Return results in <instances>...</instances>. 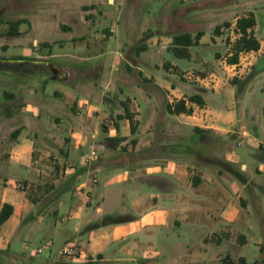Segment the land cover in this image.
<instances>
[{
	"label": "crops",
	"instance_id": "0c3cea01",
	"mask_svg": "<svg viewBox=\"0 0 264 264\" xmlns=\"http://www.w3.org/2000/svg\"><path fill=\"white\" fill-rule=\"evenodd\" d=\"M77 1L82 15L66 14L52 28L74 29L78 40L85 39L93 25L94 7L104 0ZM125 1L106 0L110 4ZM177 1L178 7L161 11L160 20L166 23L161 38L148 36L136 48L114 51L112 64L118 68L124 62L130 72L126 78L117 75L116 85L128 86L130 95L117 96V91L122 93L119 86L105 93L98 90L100 63L54 61L57 55L52 46H61V39L33 37L32 60L19 61L13 71L9 70L14 91L0 103V132L15 133L8 155L0 156V209L4 203L13 207L0 225V258L5 263L183 264L181 256L164 260L166 254H176V248L185 245L180 237L183 229L194 232L199 226H208L214 230L209 237L219 231L222 237L217 238L218 245L228 242L232 230L238 234L237 252L249 240L232 226L240 222L251 227L250 219L255 218L256 228L264 230V141L251 136L235 111L251 81L264 69L240 85L238 94L235 89L230 93L215 89L210 94L202 87L208 85L207 78H200L192 69L197 64L192 51L206 43L205 34L196 32L202 35L197 45L188 48V58L176 57L169 47L174 35L194 36L187 24L188 28L181 27L209 13L211 5L199 7L198 0ZM240 16L235 17L234 25ZM132 19L129 16L126 22ZM104 32L108 36L113 33L111 29ZM84 46L73 52L80 61L106 54L96 44ZM149 46L158 48V54L171 53L172 59L152 61L154 54L134 57L137 49L147 54ZM261 50L260 46L251 57L255 65L264 57L257 58ZM122 53L130 57L125 60ZM140 63L154 73L144 72ZM222 63L233 68L226 57ZM245 66L236 67L234 74H240ZM183 71H187L185 79H181ZM23 79L29 86L23 85ZM52 80L65 85L55 87L51 95L45 91ZM191 95H198L203 104L189 101ZM179 100H184L189 112H172ZM123 102L133 114L132 123L124 117ZM183 118L192 123L183 125ZM245 138L249 139L250 152L244 149L237 155L235 145L240 147ZM44 139L53 141L54 148ZM37 142L43 145L42 150L59 153L63 162L71 165L65 168L69 184L55 185L30 197L18 183L41 186L43 171L32 157ZM90 148L96 149L98 156L86 165L82 158ZM203 200L207 203L204 207L199 205ZM68 215L72 217L65 219ZM252 241L259 246L261 257L248 261L240 252L237 258L243 257L247 264H264L263 243L255 238ZM67 244L77 247L76 258L60 255ZM194 256L196 253L189 254L186 264H192Z\"/></svg>",
	"mask_w": 264,
	"mask_h": 264
},
{
	"label": "rangeland",
	"instance_id": "374dc122",
	"mask_svg": "<svg viewBox=\"0 0 264 264\" xmlns=\"http://www.w3.org/2000/svg\"><path fill=\"white\" fill-rule=\"evenodd\" d=\"M175 1L126 0L122 4H110L104 0L100 4H96L94 7L95 10L93 12L91 11L93 13V25L86 33L85 39L77 40L76 30L74 29L71 31H62L52 28L53 23L62 22L66 14L74 16L82 15L83 10H81V6L77 0H0V103L4 99L11 98L9 97V93L14 91L15 83L12 79L8 80L9 76L13 74L11 71L18 66L19 61L28 63L32 60L35 52V46L32 43L33 37L45 38L50 41L62 40V44L60 43L61 46L58 43L52 46V52L57 55L53 59L54 61L68 62L70 64L76 63L78 65H87L88 63L91 64L94 62L100 63L103 68L101 78L98 81V90L101 89L103 93L113 90L117 86V75L118 77L126 78L130 74L124 62L118 68L112 64L111 57L114 51L119 50L120 52H125L130 46L136 48L146 42L148 36L161 38V31L166 24L165 21L160 20L161 11L172 5L178 7L180 2ZM198 5L199 7L211 5L207 7L211 11L203 16H198L197 21L185 23L181 27L184 30V28H188L186 27L187 24L194 35L197 31H202L205 34L204 40L206 43L194 47L195 50L192 51V57L197 63L192 68L193 73L200 78H207L208 85L202 87H205L210 94L215 89L222 93H230V91L235 89V92L238 94L239 86L245 84L246 80L253 77L255 60L251 58V62L245 66V69L240 74H234L237 69L226 68L222 60L224 57L227 58L231 44L236 38L234 31L235 25L233 24L235 17L238 15H248L249 13L255 16L253 32L262 47L261 53L257 58L259 59L264 56V0H198ZM129 16L133 19L128 23V21L126 22V18ZM17 19H24V22L18 27V30H21L20 34L15 36L9 35V22ZM215 27H218L217 33L214 32ZM110 29L113 33L111 36H108L104 31ZM150 32H152L151 35H149ZM211 39H215V42H211ZM89 42L101 46L106 53L105 56L95 55L98 57H94V59L89 61L76 59L73 52L76 49H84V43L88 44ZM157 49L156 47L149 46L147 54L145 50L137 49L134 57L144 58L149 54H154L155 57L152 55L154 57L151 59L152 61H161L162 57L169 60L172 59L171 53L163 52L158 54L155 52ZM122 55L125 60L130 57L129 53H122ZM176 61L182 64L187 62L186 59H177ZM140 64L144 72L148 74L154 73V69L144 66L143 63ZM186 72L183 71L181 73V79H185L183 75ZM23 85L29 86V81L23 79ZM62 85L65 84L52 80L45 92L52 95L55 87ZM118 86L122 93L119 94L117 91V96L121 97L124 94H131L129 93L128 86L122 84ZM136 98L140 100L138 96ZM21 100H23V97ZM10 103H13V100H10ZM208 104L214 108H221V105L210 102ZM224 105L226 104L224 103ZM203 109H207V107L205 106ZM235 111L240 119V124L248 130L252 137L256 136L258 140L263 142L264 72L251 81L243 93L240 102L235 107ZM190 123H192L191 120L186 118L182 119L183 125H190ZM12 140L13 137L6 130L0 132L1 157L8 155V147ZM44 142L49 145L48 147L54 148L55 143L53 141L50 143V141L46 142L44 139ZM248 143L249 139L245 138L240 147L235 145L237 155L244 149L250 152ZM41 146L43 145L37 142L32 154L33 160L38 161V166L43 171L41 173L42 180L39 182L41 186L29 185L28 187L24 186L19 188L20 190H24L29 196L31 194L33 197H37L38 192L41 190L53 188L55 185L59 187L62 183L63 185L69 184L67 179L69 172L66 173L65 168L71 165L65 164L59 153L56 154L51 149L42 150ZM203 148L204 150H209L207 145ZM247 155L253 161L251 155ZM22 184L25 185L24 183ZM199 205L204 207L207 203L203 200ZM250 221L253 225L251 227L243 225L240 222L232 226L237 232H243L249 240L248 245L242 246L238 252L236 251V245L238 244L237 233L231 232L232 230H230L226 238L228 242L226 244L224 243V245H218L217 238L222 237L220 232L216 231L214 236L211 235L209 237L214 230H211L208 226H199L194 232L186 229L181 230L180 237L185 245L176 248V254H166V259L164 260L168 262L173 255L176 257L181 256L182 263L186 264L188 262L185 261H189V254L196 253L192 264H219L227 254L231 259L236 261L237 254H240V252L248 261L259 259L261 257L259 246L253 243L252 238L260 239L263 243L264 252V230L261 231L256 228L258 227L257 219H250ZM0 264L14 263L12 261L5 263L4 259L0 258ZM166 264H169V262Z\"/></svg>",
	"mask_w": 264,
	"mask_h": 264
},
{
	"label": "trees",
	"instance_id": "16d2710c",
	"mask_svg": "<svg viewBox=\"0 0 264 264\" xmlns=\"http://www.w3.org/2000/svg\"><path fill=\"white\" fill-rule=\"evenodd\" d=\"M24 22V19H17L15 21L9 22L8 34L15 36L19 34L18 27ZM255 26V18L252 13L248 15L240 16L236 19L234 31L236 33V38L232 42L231 45V53L227 56L226 61L229 64H235L238 62L239 54L241 52H248L252 50H258L260 43L258 39L254 36L253 28ZM214 32H218V27L214 28ZM202 33L198 32L194 36H191L189 33L177 34L172 37V41L169 49L171 52L178 58H188L190 46H194L198 44V41L201 37ZM264 69V57L259 60V62L253 68V75L257 74L261 70ZM188 100L196 103L203 104L202 99L198 95H191L188 97ZM124 107V117L129 119L130 122H133V114L129 111V107L126 102H123ZM169 108V106H168ZM172 112L180 113V112H189L188 109L185 108L184 100H179L173 107ZM11 136H15V133H12ZM13 211V207L4 203L0 209V225L7 220V218L11 215ZM221 264H247L243 257H238L236 261L231 259V257L227 254L224 259H222ZM251 264H257V262H253Z\"/></svg>",
	"mask_w": 264,
	"mask_h": 264
},
{
	"label": "built area",
	"instance_id": "2783aa9c",
	"mask_svg": "<svg viewBox=\"0 0 264 264\" xmlns=\"http://www.w3.org/2000/svg\"><path fill=\"white\" fill-rule=\"evenodd\" d=\"M258 50H252V51H248V52H241L239 54V59L238 62L235 64H230L233 68L232 69H236V67L241 66L242 64H249L251 57L257 54ZM229 64V63H228ZM98 156V152L96 151V149L94 148H90L84 155H83V163L86 165L91 164L93 161H95V159ZM19 187H24V185L22 183L18 184ZM72 216L68 215L65 217V219H70ZM77 247L74 244H67L65 245L60 252V255L63 258H70V259H74L77 257Z\"/></svg>",
	"mask_w": 264,
	"mask_h": 264
}]
</instances>
